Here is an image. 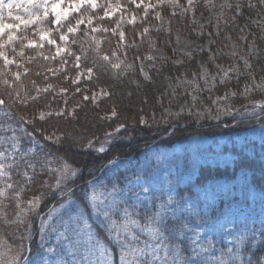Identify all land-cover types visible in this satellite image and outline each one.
Segmentation results:
<instances>
[{
  "label": "trees",
  "instance_id": "trees-1",
  "mask_svg": "<svg viewBox=\"0 0 264 264\" xmlns=\"http://www.w3.org/2000/svg\"><path fill=\"white\" fill-rule=\"evenodd\" d=\"M206 1L194 2V11L202 10ZM113 5L120 6L124 12L140 15L142 11L136 4L131 3V0H98L96 8L82 7L79 12H71L59 24H55L54 16L50 14L42 23L19 31V39L15 44L4 49L21 67L11 65L5 69L0 59V72L4 73L0 75V91H19V99L15 104H10L12 112L17 117L23 116L33 120V125H25L28 132L33 133V128L40 130L34 135L41 141L43 152L47 154L49 161L55 165L48 172L50 184L54 185L60 178V173L54 171L55 169L62 168L65 162L70 166L68 171L71 175H68L59 187L54 185V192L49 194V198L38 210L39 217L45 215L53 206L73 197L91 181L112 185L133 177L137 174L136 165L142 152L153 145L171 148L190 134L222 129L224 124H233L232 126L241 130L255 125L257 118L264 114L263 105L260 113L240 117L226 116L221 123L208 119V115L203 118L192 115L195 114L196 106H201L203 102L209 107L223 103L243 104L247 100L242 97L244 88L253 79H264V19L258 25L252 23V18L264 8L260 0L243 2L239 14L225 25L211 46V50L221 54L219 51L225 47L228 36L238 37L243 28H250L248 41L252 44L247 43V46H250L246 51L234 57L220 55L218 60L227 65L226 71L222 72L216 67L208 52H201L184 58L180 63L165 60L149 70L146 76L137 67L129 69L121 66L119 70L112 69L98 57L107 54L112 63H116L118 55L123 52L137 57L148 48L151 39H156L158 43H163L170 49L173 37L164 30L144 31L147 20L153 17L151 13L140 23L126 24L123 27L126 36L133 41L131 46L123 45L119 36L113 33V28L119 23L120 14H108ZM160 9L168 18L171 27L183 28L191 33L190 35L196 36L191 29L195 23L190 14H173L165 6ZM69 27H75L77 31L68 32ZM40 29L49 31L51 39L56 40L60 47H64V51L57 55V45H50L40 38L35 43L36 47H27L28 37L37 36V30ZM61 34L68 35L67 42L60 40ZM41 44L43 47H40ZM12 47H15V53ZM82 50L86 52V57ZM20 52L24 55L20 56ZM69 52L75 55H70ZM75 56L81 57L79 67H76ZM201 62H205L209 67L206 76L200 70ZM89 67L93 68L91 79L84 77L73 83L78 72L86 71ZM16 71L21 73L19 81H15L13 75ZM5 79L12 87L3 84ZM180 82H184V88L178 85ZM51 83L55 88L66 89L69 96L67 103L62 95L47 88ZM45 88L48 91H38ZM96 89H104L110 95L97 102L90 96L88 100L84 99ZM257 94L264 98L263 91H257ZM33 97L38 98L32 99ZM5 98L9 101L12 99L8 96ZM21 100L25 103L21 104ZM63 105L66 107L64 116L53 115L44 120L39 119L38 113L41 109L48 106L58 109ZM70 110L75 112L74 116L69 115ZM113 110L118 114L117 117H112ZM120 124L125 127L115 131ZM44 133L51 134L54 138L45 139ZM107 133L111 135H106ZM107 136H110V139L98 146L100 140ZM240 165L242 166V163L236 161L232 173L237 171ZM72 168L76 173L71 172ZM230 171V167L223 170L202 166L196 182L203 183L208 178ZM214 208L215 205H208L205 212L211 213ZM152 210L151 207L150 211ZM181 221V218H169L164 222L169 228L166 240L188 253L187 236H182L170 228L176 227ZM169 233L172 235L169 236ZM35 240L36 236L33 235L30 238L31 252L36 251ZM247 246L248 243L246 248ZM262 251L264 236L254 241L251 251L246 252V264L248 261L257 264V259L259 264H264Z\"/></svg>",
  "mask_w": 264,
  "mask_h": 264
},
{
  "label": "rangeland",
  "instance_id": "rangeland-1",
  "mask_svg": "<svg viewBox=\"0 0 264 264\" xmlns=\"http://www.w3.org/2000/svg\"><path fill=\"white\" fill-rule=\"evenodd\" d=\"M200 1L194 0V2ZM251 1L207 0L202 10L194 11L192 6H188L187 0H179V4L175 6L167 2L161 4L159 0H143V4L138 7L142 10L140 15L135 12H124L120 6L117 8L113 5L108 14L114 15L116 12L120 14L119 23L113 28V33L119 36L123 45L131 46L133 44V41L126 36L123 27L126 24L140 23L151 13L153 17L147 20L145 29L164 30L173 37L170 49L163 43H158L156 39H151L148 48L142 54L132 57L123 52L118 55L116 63L122 62L121 66L131 65V68L137 67L140 71L142 65L141 73L146 76L145 74H148L149 70L165 60L180 63L184 58L191 57L194 53L208 52L216 67L224 72L227 70V65L218 60L220 55L234 57L246 51L247 47L252 44L248 41L251 30L245 27L238 37L228 36L225 47L219 51L221 54L211 50V46L225 25L233 20L236 14H239L242 3ZM51 2L55 3L57 0H51ZM72 3L74 0H64L61 7H67ZM136 4H140V1ZM149 4L152 7L146 9L145 5ZM162 6L167 7L173 14H190L195 23L191 29L196 36L190 35L191 33L183 28L171 27L168 18L161 12L160 7ZM183 9L188 10L185 12ZM52 15L54 16V14ZM263 19L264 8L252 18V23L258 25ZM7 22L16 23L12 20H7ZM31 26L33 25L28 27ZM24 29L22 27L19 31ZM19 31L17 32L18 37ZM42 31L47 33L51 39L49 31L40 29L37 30L38 35L28 37L27 42L37 43ZM121 33H123V37H121ZM0 42L3 41L0 40ZM247 43L250 45L247 46ZM61 48L64 49V47ZM120 49L122 50V47ZM8 55L13 58L9 53ZM200 70L204 76L209 73V67L205 62H201ZM85 72V70H80L76 81H80L84 77L88 78ZM178 85L184 88V82H180ZM246 87L248 91H245L244 88L242 97L247 100L243 104L223 103L209 107L203 102L201 106H196L195 114L192 115L200 118L208 115V119L221 123V120L226 116L238 115L240 117L246 114L260 113L264 105V98L257 94V91L264 92V79H253ZM47 88L62 95L64 101L69 97L66 89L55 88L52 83ZM101 90L104 89H96L87 97L95 96V102H97L105 97L101 95ZM104 92L107 93L106 90ZM62 109H66L65 105L58 109L48 106L41 109L38 116L40 117L42 113H55ZM3 114L4 110L0 109V117H3ZM46 117L47 115H45ZM8 122L13 123V127H16L11 118H8ZM232 125L224 124L222 129L195 132L171 148L153 145L142 152L136 165L137 174L133 177L112 185H102L99 182L91 181L73 197L53 206L40 217L38 215L40 206L49 198V194L54 192L56 183L50 184L48 172L55 165L43 152L41 141L34 135V139L38 143H33L27 134L31 132L27 130V133L21 136L20 151L26 152L29 147L34 150L32 153L26 154V159L36 164V171L33 175L32 170L26 169L21 162L19 168L11 171V179L0 178V185L2 183L14 185V188L9 191L7 199L0 197V220L6 214L7 220L12 221L9 224L0 223V242H6L5 248L2 250L11 249L9 254L12 255L17 248H26L27 251L22 252L23 264H89L90 261L95 264L96 255L86 253L82 247H71L61 235L64 233L63 222L67 219V210L72 207L81 208V198L88 201L89 197L95 194L100 198L97 204L101 208L115 198L121 208H128L131 214L130 218L138 220L141 225L147 224V217L156 211H163L164 222L169 218H181L182 221L176 227L170 228L182 236H187L186 246L189 252L187 253L180 246L168 242L166 239L169 228L159 225L164 231V239L158 243L165 246L158 252L161 256L168 252L171 260L183 253L180 259H186L188 264H192V261H195L196 264H217V257L228 260V264H240L239 261L230 259L231 254L228 249H232L234 253L239 251L246 264V243L253 240V237L254 241H258L264 236V114L257 118L255 125L241 130ZM20 128L22 131L26 126L21 125ZM44 135L54 138L48 133H44ZM108 139L110 136L100 140L98 146L104 144ZM236 161H240L242 166L240 165L237 171L232 173ZM42 165L47 166L42 167ZM202 166L218 167L223 170L230 167L231 171L208 178L203 183H197L196 179ZM73 168L71 172L76 173ZM25 170L28 171V176L33 177L31 182H28V178L23 175ZM49 185L51 187H48ZM130 188L131 191H129ZM16 192H20L19 200L15 199ZM110 193L111 195H109ZM35 197H41L39 206L20 217L23 219V223L18 222L17 214L20 213V208H28V201ZM17 203L20 208L16 207ZM162 204L164 205L163 209H161ZM208 205H215L211 213L205 212ZM89 207H91L90 203ZM151 207L154 210L152 212L150 211ZM84 215L91 225L90 231L94 238H98L108 245L113 264H120L121 246L112 238L113 233L110 231L108 222L102 216H98L95 211L90 218L86 212ZM120 216L123 217V212L120 213ZM124 218L128 219V217ZM152 227L156 228L158 225L153 224ZM132 230L139 238L138 241H132L130 236L124 237L123 234L122 239H126L133 247H143V241L148 237L140 228L133 227ZM33 235L36 236V251L31 252L30 238ZM193 249L196 250L195 254ZM151 258V255L147 257L149 260ZM262 259L264 260V256Z\"/></svg>",
  "mask_w": 264,
  "mask_h": 264
},
{
  "label": "snow or ice",
  "instance_id": "snow-or-ice-1",
  "mask_svg": "<svg viewBox=\"0 0 264 264\" xmlns=\"http://www.w3.org/2000/svg\"><path fill=\"white\" fill-rule=\"evenodd\" d=\"M167 2L171 5H178L179 0H159V3L163 4ZM64 3V0H57V2L52 3L51 0H0V40L3 42L0 43V49H6L8 46L14 45L15 42L19 39L17 36V32L23 27L27 28L29 25H37L42 23L46 18L49 17L50 14H54L55 23L59 24L62 19H66L71 11L79 12L82 7L96 8L97 0H74V3L69 4L67 7H61ZM131 3L136 4V0H131ZM188 6L191 7L194 3V0H187ZM261 4H264V0H260ZM143 4V0H140V4H136L137 7ZM250 7L252 5H249ZM119 6L117 5V8ZM152 7V5H145V8ZM231 7V5H229ZM239 7V5H237ZM188 9H183V11H187ZM107 14V13H106ZM147 15V12H145ZM7 20L16 21V23H9ZM78 23H80L78 21ZM77 29L75 27H69L68 32L75 33ZM145 32L148 30L145 29ZM123 37V33L120 34ZM6 37V38H5ZM69 39L68 35L61 34L60 40L67 42ZM40 40L47 41L50 45H57L56 40L49 39V36L45 32L40 33ZM75 43V41H73ZM27 47L32 48L36 47L35 42H29ZM43 47V44L40 45ZM12 51L15 53V47H12ZM64 49H62L59 45H57V55L62 53ZM83 52V50H82ZM97 52L99 49L97 48ZM70 55H75L74 53L69 52ZM86 57V52H83ZM20 56H23L24 53L20 52ZM55 57H53L54 59ZM102 61H104L107 65H110L112 69L119 70L121 68V63H112L111 57L107 54H102L98 57ZM148 59H154L153 57H147ZM0 59L3 61V65L5 69H8L11 65H16L17 67H21V65L17 64L14 58H10L7 51L0 50ZM81 57L75 56V64L76 67H79V61ZM62 63H66V61H62ZM95 64V62H94ZM127 68H131V65H128ZM143 70V66L141 65V71ZM0 75H4L3 72H0ZM15 81H19L21 78L20 72H15L14 74ZM39 75V73H37ZM85 75L91 79L93 75V68L89 67L86 69ZM147 75V74H145ZM3 84L7 87H12L9 84L8 80H3ZM77 81L74 80L73 83ZM51 87V86H49ZM258 87V86H257ZM38 91H48L47 88L40 89ZM66 91V90H65ZM80 91V89H77ZM245 91H248L247 87H245ZM102 96H108L110 93L104 92L101 90ZM5 96L12 97L11 101L5 98ZM20 93L19 91H11L7 93H3L0 91V109L4 110L3 117H0V178H8L11 179V171L17 169L21 166V162L26 169H31L33 175H35L36 164L26 159L27 153H32L34 150L29 147L26 152L20 151L21 149V136L24 133H27V128H23L21 131V125H33V120L26 119L23 116L17 117L15 113L12 112L10 104H15L16 100L19 99ZM38 97H33L32 99H37ZM85 100H88L89 97L85 96ZM196 99V97H193ZM92 100L95 102L96 97L93 96ZM21 104H24L25 101L21 100ZM67 103V101L65 102ZM45 115L47 116H64L65 110L62 109L55 113H47L41 114L39 119L44 120ZM69 115H75V112H70ZM117 113L115 110L112 112V117H117ZM8 118H11L12 121L15 122L16 127H13V123L8 122ZM143 123H147V121H141ZM124 124H120L115 131H120L121 128H124ZM39 129L33 128V133H27L29 139L33 143H38L34 139V133L39 132ZM106 135H111L107 133ZM45 139H51V137H45ZM47 165H42V167ZM69 165L65 162L62 168L55 169L54 171L60 173V178L56 180V186L59 187L60 184L63 183V180L67 178L68 175H71L69 169ZM23 175L28 178V182H31L33 179L32 176H28V171L25 170ZM139 179V177H138ZM48 187H51L50 185ZM14 188L12 183H2L0 185V197L5 199L8 198L9 191ZM23 191V189H21ZM131 191V188L129 189ZM111 195V193L109 194ZM20 192L15 193V199L19 200ZM100 198L92 194L88 201H84L81 198V208L72 207L67 210V219L63 222L64 224V233L61 235L65 240H67L71 247L79 248L82 247L86 253L96 255L97 260L95 264H113L112 257L109 255V248L106 243L101 242L98 238H94L90 229L91 225L88 223V219L85 218L84 213L86 212L88 217L90 218L93 211L98 216H102L105 221L110 225V231L113 233V239L117 244L121 246L120 248V256L119 261L120 264H188L186 259H180L183 253H180L179 256H176L169 259L168 252H165L163 256L159 255L158 252L162 250L165 246L162 243H158L162 239H164V231L159 225L164 224V213L163 211H156L154 214L149 215L147 217L148 223L145 225H141L138 220L131 219V214L128 211V208H121L117 203L115 198L111 199L103 208H101L97 201ZM41 197H35L33 200L28 201V208H20L19 203H17L16 207L20 208V213L18 215V222L23 223V219H20L21 216L26 215L29 211L34 210L39 206ZM89 203L91 207H89ZM121 203H123L121 201ZM164 205H161V209H163ZM123 212V217L120 216V213ZM124 217H128L125 219ZM0 223L9 224L12 221L7 220L6 214H4V218L0 220ZM156 224L158 227L153 228L152 225ZM133 227L140 228L146 236L148 237L143 241V247L135 246L128 243L126 239H122V234L124 237L130 236L132 241H138V237L133 232ZM172 234L169 233V236ZM253 240L249 241L246 252L251 251V246ZM6 242H0V264H23L24 257L22 255L23 251H27L26 248H17L15 253L10 255L11 249L2 250L5 248ZM52 251V249H50ZM196 250L193 249V253L195 254ZM228 252L231 254L230 259L232 261H239L240 264H245L242 260V257L239 253L233 252L232 249H228ZM151 255V260L147 259V257ZM255 256V253H253ZM261 256H264V251L261 252ZM217 264H228V260L217 257ZM89 264H92L90 261ZM192 264H196L195 261H192ZM247 264H251V261H248ZM257 264H259L257 259Z\"/></svg>",
  "mask_w": 264,
  "mask_h": 264
}]
</instances>
